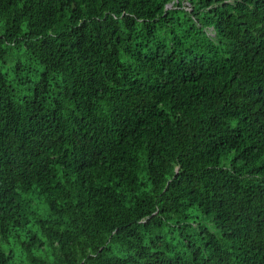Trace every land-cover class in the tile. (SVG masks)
Returning <instances> with one entry per match:
<instances>
[{"label":"trees","instance_id":"obj_1","mask_svg":"<svg viewBox=\"0 0 264 264\" xmlns=\"http://www.w3.org/2000/svg\"><path fill=\"white\" fill-rule=\"evenodd\" d=\"M0 264H264V0H0Z\"/></svg>","mask_w":264,"mask_h":264},{"label":"bare ground","instance_id":"obj_2","mask_svg":"<svg viewBox=\"0 0 264 264\" xmlns=\"http://www.w3.org/2000/svg\"><path fill=\"white\" fill-rule=\"evenodd\" d=\"M186 7V6H185Z\"/></svg>","mask_w":264,"mask_h":264}]
</instances>
